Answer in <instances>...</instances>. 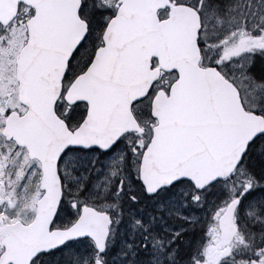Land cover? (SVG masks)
Wrapping results in <instances>:
<instances>
[{
	"label": "snow or ice",
	"instance_id": "1",
	"mask_svg": "<svg viewBox=\"0 0 264 264\" xmlns=\"http://www.w3.org/2000/svg\"><path fill=\"white\" fill-rule=\"evenodd\" d=\"M0 264H264V0H0Z\"/></svg>",
	"mask_w": 264,
	"mask_h": 264
}]
</instances>
